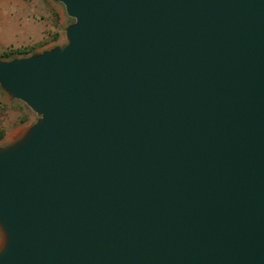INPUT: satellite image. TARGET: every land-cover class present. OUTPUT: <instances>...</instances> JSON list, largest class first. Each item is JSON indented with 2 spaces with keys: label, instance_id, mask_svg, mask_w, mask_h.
<instances>
[{
  "label": "water",
  "instance_id": "water-1",
  "mask_svg": "<svg viewBox=\"0 0 264 264\" xmlns=\"http://www.w3.org/2000/svg\"><path fill=\"white\" fill-rule=\"evenodd\" d=\"M54 1L0 60V264H264V0Z\"/></svg>",
  "mask_w": 264,
  "mask_h": 264
},
{
  "label": "rangeland",
  "instance_id": "rangeland-1",
  "mask_svg": "<svg viewBox=\"0 0 264 264\" xmlns=\"http://www.w3.org/2000/svg\"><path fill=\"white\" fill-rule=\"evenodd\" d=\"M73 22L64 6L54 0H13L0 13V56L11 50H28L34 55L61 47L66 43L64 29ZM38 120L28 106L0 88V131L4 134L0 147L20 139Z\"/></svg>",
  "mask_w": 264,
  "mask_h": 264
},
{
  "label": "trees",
  "instance_id": "trees-1",
  "mask_svg": "<svg viewBox=\"0 0 264 264\" xmlns=\"http://www.w3.org/2000/svg\"><path fill=\"white\" fill-rule=\"evenodd\" d=\"M32 53L29 54V51L28 50H11V51H8V52H5L2 54V56H0L1 59H4V60H13V59H16V58H21V57H27L29 55H31ZM3 132L0 131V141L3 139Z\"/></svg>",
  "mask_w": 264,
  "mask_h": 264
},
{
  "label": "crops",
  "instance_id": "crops-1",
  "mask_svg": "<svg viewBox=\"0 0 264 264\" xmlns=\"http://www.w3.org/2000/svg\"><path fill=\"white\" fill-rule=\"evenodd\" d=\"M13 3V0H0V13L6 12L9 5Z\"/></svg>",
  "mask_w": 264,
  "mask_h": 264
}]
</instances>
